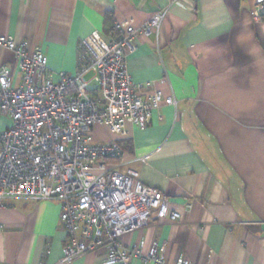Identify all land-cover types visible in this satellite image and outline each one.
I'll use <instances>...</instances> for the list:
<instances>
[{
    "label": "crops",
    "instance_id": "obj_1",
    "mask_svg": "<svg viewBox=\"0 0 264 264\" xmlns=\"http://www.w3.org/2000/svg\"><path fill=\"white\" fill-rule=\"evenodd\" d=\"M252 2L0 0V34L39 48L50 71L69 74L92 31L108 40L114 21L140 27L164 12L157 29L135 37L127 68L133 82L176 105L154 109L143 128L126 120L124 154L108 162L138 171L181 213L124 238H143L142 255L163 247L165 264L179 255L193 264H264V21L251 16ZM9 125L0 114V130ZM94 140L108 134L96 128ZM59 211L56 200L0 201V264H57L66 238ZM68 264L103 263L86 253Z\"/></svg>",
    "mask_w": 264,
    "mask_h": 264
},
{
    "label": "built area",
    "instance_id": "obj_2",
    "mask_svg": "<svg viewBox=\"0 0 264 264\" xmlns=\"http://www.w3.org/2000/svg\"><path fill=\"white\" fill-rule=\"evenodd\" d=\"M250 14L261 19L264 0H253ZM163 17L158 11L140 27L114 21L108 40L92 31L80 40L73 74L50 71L39 48L29 52L0 34V114L10 119L0 130V201L59 203L66 238L57 264L86 253L101 255L103 264H132L136 257L165 264L163 247L152 244L142 255L143 238L132 244L124 238L155 220L179 221L181 213L138 171L108 162L124 154L126 120L143 128L154 109L176 105L163 91L133 82L127 68L135 37L149 35ZM96 128L107 141L94 140ZM174 264L193 262L179 255Z\"/></svg>",
    "mask_w": 264,
    "mask_h": 264
},
{
    "label": "trees",
    "instance_id": "obj_3",
    "mask_svg": "<svg viewBox=\"0 0 264 264\" xmlns=\"http://www.w3.org/2000/svg\"><path fill=\"white\" fill-rule=\"evenodd\" d=\"M109 17V15H107V18ZM263 21H264V15H262V18H261ZM125 140V139H122V140H119V144L121 145V147H123V144H122V141Z\"/></svg>",
    "mask_w": 264,
    "mask_h": 264
},
{
    "label": "rangeland",
    "instance_id": "obj_4",
    "mask_svg": "<svg viewBox=\"0 0 264 264\" xmlns=\"http://www.w3.org/2000/svg\"><path fill=\"white\" fill-rule=\"evenodd\" d=\"M90 76H91V74L87 75V78L90 77ZM93 85H94V83L90 84V86H93Z\"/></svg>",
    "mask_w": 264,
    "mask_h": 264
}]
</instances>
